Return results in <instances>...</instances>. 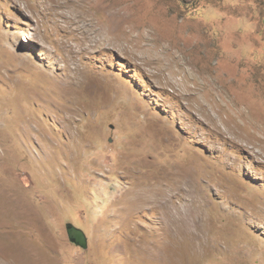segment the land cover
<instances>
[{"label":"rangeland","instance_id":"1","mask_svg":"<svg viewBox=\"0 0 264 264\" xmlns=\"http://www.w3.org/2000/svg\"><path fill=\"white\" fill-rule=\"evenodd\" d=\"M0 264H264V0H0Z\"/></svg>","mask_w":264,"mask_h":264},{"label":"water","instance_id":"2","mask_svg":"<svg viewBox=\"0 0 264 264\" xmlns=\"http://www.w3.org/2000/svg\"><path fill=\"white\" fill-rule=\"evenodd\" d=\"M67 231H68V235H69V238H70V241H71V242H73V243H75V244L81 246L82 248H86V247H87V241H86V238H85L83 232H82L80 229H77V228H75L73 225L68 224V225H67ZM72 231H76V232L80 233V234H79V237L72 238V237L70 236V232H72Z\"/></svg>","mask_w":264,"mask_h":264},{"label":"flooded vegetation","instance_id":"3","mask_svg":"<svg viewBox=\"0 0 264 264\" xmlns=\"http://www.w3.org/2000/svg\"><path fill=\"white\" fill-rule=\"evenodd\" d=\"M79 234H80V233H78V232H76V231H72V232H70V236H71L72 238L79 237Z\"/></svg>","mask_w":264,"mask_h":264},{"label":"bare ground","instance_id":"4","mask_svg":"<svg viewBox=\"0 0 264 264\" xmlns=\"http://www.w3.org/2000/svg\"><path fill=\"white\" fill-rule=\"evenodd\" d=\"M144 24V23H143ZM136 26V25H135ZM131 29V28H130ZM135 29V28H134ZM148 34V33H147ZM150 34V33H149ZM151 39H152V37H151ZM141 46V45H140ZM157 48V47H156ZM162 52H164V51H162ZM191 72V71H190ZM69 92H71V91H69ZM168 201H166V203H167ZM133 203V202H132ZM167 206V205H166ZM156 208V207H155ZM164 208V207H163ZM139 211V210H138ZM137 211V212H138ZM179 218V217H178ZM182 224V223H181ZM176 231V230H175Z\"/></svg>","mask_w":264,"mask_h":264}]
</instances>
